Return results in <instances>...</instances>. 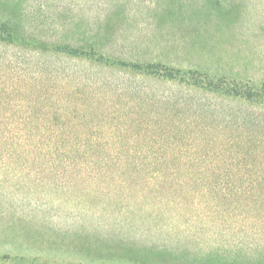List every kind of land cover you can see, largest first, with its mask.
I'll return each instance as SVG.
<instances>
[{
	"label": "rangeland",
	"instance_id": "obj_1",
	"mask_svg": "<svg viewBox=\"0 0 264 264\" xmlns=\"http://www.w3.org/2000/svg\"><path fill=\"white\" fill-rule=\"evenodd\" d=\"M22 7L46 51L0 47V117L43 138L0 128V264H264V230L153 191L232 179L264 210V0Z\"/></svg>",
	"mask_w": 264,
	"mask_h": 264
},
{
	"label": "trees",
	"instance_id": "obj_2",
	"mask_svg": "<svg viewBox=\"0 0 264 264\" xmlns=\"http://www.w3.org/2000/svg\"><path fill=\"white\" fill-rule=\"evenodd\" d=\"M23 0H0V47L2 49H26L40 53L46 51L45 41L36 35L26 33L27 25L21 23L20 19L24 17L25 9L22 7ZM54 40L52 49L57 54L66 57L79 58L86 61H97L102 55L93 52V50L84 49L81 46L75 47L72 42L67 44L59 43V39ZM73 41V40H71ZM75 42V41H73ZM79 43L81 41H78ZM77 44V43H75ZM37 117L28 116L20 120L34 122ZM12 119L7 116L0 117V128L5 127L6 130L1 131L8 133V139L12 141H34L39 140L42 134L37 130L24 131H7V124ZM2 130V129H0ZM52 137V136H51ZM49 155V154H48ZM50 156V155H49ZM104 166L95 167L96 171H100ZM157 183L155 191L159 202L165 201L172 206L182 205L181 200L176 202L177 198L192 200V206L196 201L197 206L205 207L212 210L213 213H225L233 211L235 215L245 218L247 223L251 224L254 231L252 234L258 238L264 230V210H260L255 206L258 198L247 194L246 183L240 185L239 182L232 179H182V180H161ZM120 188L127 187L125 182L120 183ZM166 190L170 195L162 196L160 193ZM262 199V197H259ZM258 199V200H259ZM264 199V198H263ZM100 251L111 249L109 246L105 248H96ZM118 249V247H117ZM117 251V250H116ZM6 260V257L1 259ZM0 260V261H1Z\"/></svg>",
	"mask_w": 264,
	"mask_h": 264
}]
</instances>
